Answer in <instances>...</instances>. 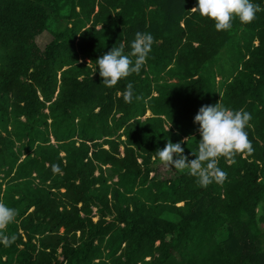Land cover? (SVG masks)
<instances>
[{"label": "trees", "instance_id": "obj_1", "mask_svg": "<svg viewBox=\"0 0 264 264\" xmlns=\"http://www.w3.org/2000/svg\"><path fill=\"white\" fill-rule=\"evenodd\" d=\"M253 3L250 23L217 31L196 0H0V203L17 212L0 264H264V0ZM137 32L154 38L145 64L103 85L96 59L129 53ZM217 103L250 113L252 151L218 157L226 178L202 187L155 152L171 141L195 153L194 116Z\"/></svg>", "mask_w": 264, "mask_h": 264}, {"label": "clouds", "instance_id": "obj_2", "mask_svg": "<svg viewBox=\"0 0 264 264\" xmlns=\"http://www.w3.org/2000/svg\"><path fill=\"white\" fill-rule=\"evenodd\" d=\"M260 10V5L253 3V0H196V5L191 9L201 17L213 21L217 31L231 28L233 19H238L242 24L250 23ZM153 40L151 33L137 32L130 43L129 53H124V45L121 44L96 59V71L102 78L101 83L111 87L121 78L139 72L151 51ZM123 98L126 102L133 99L131 82L126 85ZM250 119V113L243 109L233 110L220 103L202 105L193 119L194 124L199 126L200 136L196 152L186 155L182 142L169 141L162 149L156 150V157L176 170H187L202 187L221 182L227 174L218 167L217 158L252 151L251 141L245 131ZM52 170L59 171V166L53 165ZM16 215L15 208L0 203V230L12 223ZM14 239V236L0 235V243L8 244Z\"/></svg>", "mask_w": 264, "mask_h": 264}, {"label": "rangeland", "instance_id": "obj_3", "mask_svg": "<svg viewBox=\"0 0 264 264\" xmlns=\"http://www.w3.org/2000/svg\"><path fill=\"white\" fill-rule=\"evenodd\" d=\"M50 40H51V35H50L48 32H46V31L42 32L41 34H39L38 36L35 37V43H36L37 46H38L39 48H41V49H42L46 44H48V43L50 42ZM255 43H256V42H255ZM219 79H220L219 77H217V78L215 79L216 83H218V80H219ZM146 115H149V113H146ZM51 142H53V139H52V138H51ZM104 148L106 149L107 146H104ZM120 151L122 152L121 147H120ZM139 161H140V160H139ZM95 174H97V172H95ZM93 211H94V208H93ZM93 220L95 221V220H96V217H94ZM263 229H264V226H263ZM58 258L61 259V257H58Z\"/></svg>", "mask_w": 264, "mask_h": 264}]
</instances>
